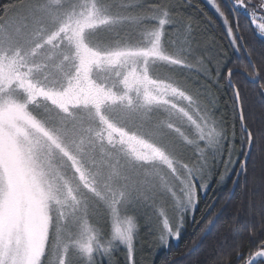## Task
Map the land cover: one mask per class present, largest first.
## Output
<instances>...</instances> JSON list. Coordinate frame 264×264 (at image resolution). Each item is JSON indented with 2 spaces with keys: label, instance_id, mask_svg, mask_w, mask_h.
Listing matches in <instances>:
<instances>
[{
  "label": "rangeland",
  "instance_id": "rangeland-1",
  "mask_svg": "<svg viewBox=\"0 0 264 264\" xmlns=\"http://www.w3.org/2000/svg\"><path fill=\"white\" fill-rule=\"evenodd\" d=\"M127 2L23 0L0 19V172L27 179L63 239L101 198L171 187L169 164L189 159L196 138L195 105L172 91L179 81L194 96L196 70L170 68L139 43L136 26L116 19L137 11ZM111 229L109 219L105 244ZM143 233L136 249L149 244ZM111 248L104 264L124 256Z\"/></svg>",
  "mask_w": 264,
  "mask_h": 264
},
{
  "label": "snow or ice",
  "instance_id": "snow-or-ice-1",
  "mask_svg": "<svg viewBox=\"0 0 264 264\" xmlns=\"http://www.w3.org/2000/svg\"><path fill=\"white\" fill-rule=\"evenodd\" d=\"M206 2L221 23L198 0H128L121 6L137 11L116 18L135 25L139 43L166 66L196 70L194 96L179 81L172 88L195 105L199 116L194 122L196 138L187 140L190 158L169 164L173 185L134 191L119 202L101 198L79 234L73 236L69 230L63 239L65 229L56 226L53 234L46 201L37 198L27 179L0 172V264H104L115 258L113 242L123 246L127 264H138L134 240L142 228L149 227L159 245L167 246L169 237H180L189 215L197 226L191 252L204 245L214 230L221 235L219 227L237 187L247 199L240 202L231 221H225L231 243L228 237L219 239L210 264H264V0ZM214 32L227 38V46L216 40ZM178 35L184 37L183 45L178 46ZM256 39L262 45L259 50L251 43ZM223 93L230 97L221 105ZM213 185L217 191L227 188L229 195L205 202L200 209V193L207 194ZM245 207L241 217L239 209ZM109 219L111 238L105 244ZM110 249L111 257L106 255Z\"/></svg>",
  "mask_w": 264,
  "mask_h": 264
},
{
  "label": "trees",
  "instance_id": "trees-1",
  "mask_svg": "<svg viewBox=\"0 0 264 264\" xmlns=\"http://www.w3.org/2000/svg\"><path fill=\"white\" fill-rule=\"evenodd\" d=\"M23 0H0V19L3 18L13 7L17 4L21 3ZM147 3L156 2V0H146ZM198 3L201 4L207 14L217 21V24L221 23V19L217 16L214 10L208 5L205 0H198ZM216 40L227 46V38L222 35L220 32L213 33ZM252 46L257 48L258 50L261 48V42L256 39L251 41ZM229 52L231 49H228ZM231 66V65H229ZM249 87H252L249 85ZM220 95V103L224 105L225 101L229 100L230 93H223ZM223 110V109H222ZM258 114V113H257ZM228 187H232L229 182ZM227 188H223L220 190H215V185H213L212 189H210L207 194L200 193L201 203L199 205L200 209L204 208L205 202H210L212 199H219L222 196H228ZM231 205L228 209V212L225 216V221H231V217L237 212L240 202L246 201L247 195L240 187L235 188L234 192L230 195ZM247 209L242 208L239 209V213L241 217H244ZM196 219L200 217V211L198 210L195 213ZM225 221L221 222L219 227L220 236L216 235L214 230L213 235L205 242L204 245L196 248L192 252L189 253V248L191 247V240L193 239L194 233L197 231V226L193 223L192 216L189 215L187 217V222L184 226L183 231L181 232L180 237L175 241H170L166 247H161L158 241H151V239L147 238V230L145 228L141 229L143 233L141 235V243L146 240L149 244H143V248H140L137 245V253L135 256L138 264H210L211 258L216 254V243L219 239L223 237H228V243H231L232 233L229 230L228 224ZM146 230V231H145ZM245 246L247 247L249 242L245 240ZM182 253H187V255H181ZM183 257V258H182ZM115 260L119 261V264H127L124 256L116 257ZM114 264V262H113Z\"/></svg>",
  "mask_w": 264,
  "mask_h": 264
},
{
  "label": "water",
  "instance_id": "water-1",
  "mask_svg": "<svg viewBox=\"0 0 264 264\" xmlns=\"http://www.w3.org/2000/svg\"><path fill=\"white\" fill-rule=\"evenodd\" d=\"M233 192H234V191H233ZM233 192H232V193H233ZM191 252H192V251H191ZM189 253H190V252H189ZM182 258H183V257H182Z\"/></svg>",
  "mask_w": 264,
  "mask_h": 264
}]
</instances>
